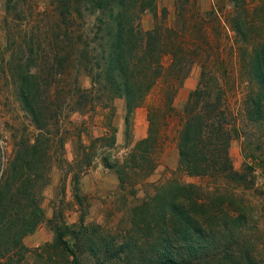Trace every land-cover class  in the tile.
Here are the masks:
<instances>
[{
  "label": "rangeland",
  "instance_id": "rangeland-1",
  "mask_svg": "<svg viewBox=\"0 0 264 264\" xmlns=\"http://www.w3.org/2000/svg\"><path fill=\"white\" fill-rule=\"evenodd\" d=\"M156 4V18L150 12L142 13L140 27L149 30L155 21L159 23L162 40L183 48L186 74L178 84L183 74L166 69L171 56L165 50L160 56L163 74L125 125L123 98L95 103L82 113L65 106L68 100L62 103L63 89L73 75L83 87L91 86L90 78L76 72L70 59L76 30L89 29L93 17L81 7V18L71 3L70 19L63 20L57 0H0V177L10 170L20 141L30 145L37 137L44 141L40 162L34 163L42 174L34 192H40L44 219L23 237V252L12 244L6 246L15 232L6 225L0 264L10 259V264H72L57 241L55 227L76 250L79 264H144L143 254L160 240L162 228H168L159 219V198L180 184L195 185L199 201L209 208L218 204L231 217L244 214L234 235L249 239L250 254L256 264H264V98L249 67L254 49L264 41V0H243L237 12H231L233 0H157ZM237 19L247 21L244 35L235 31ZM167 27L172 29L170 39ZM65 33L70 40H65ZM66 54L70 58L64 62ZM30 82L38 105L45 106L42 131L21 98V87L30 89ZM198 86H204L210 98L220 97L231 132L230 163L243 176L240 180L217 174L189 175L178 162L183 107ZM252 98L261 99V119L249 113ZM149 118L156 141L148 153L151 162L141 161L138 167L126 169L120 183L115 166L147 135ZM105 160L115 166L106 167ZM24 204L11 207L9 216L21 221ZM217 228L219 234L227 235L222 226Z\"/></svg>",
  "mask_w": 264,
  "mask_h": 264
},
{
  "label": "trees",
  "instance_id": "trees-1",
  "mask_svg": "<svg viewBox=\"0 0 264 264\" xmlns=\"http://www.w3.org/2000/svg\"><path fill=\"white\" fill-rule=\"evenodd\" d=\"M57 1L62 5L63 20L70 19L71 3L76 4L74 11L78 12L81 18H83L81 7L86 10L87 15L93 17L91 27L85 29L81 26L76 30L75 40L72 41L75 50L74 57L70 59L71 64L76 72L81 71L90 78L91 86L83 87L77 76L73 75L70 85L67 87L65 84L67 89L62 87L63 91H66L64 97L62 96V103L68 100L65 106L71 111L82 113L92 108L95 103L102 104L114 98H123L126 109L124 122L127 125L133 109L143 102L155 80L163 74L164 67L160 63V56L165 50L171 56L166 69L182 73L178 84L182 83V78L186 74L183 48L179 44H169L167 40H162V28L156 21L149 30L140 27L139 18L142 13L150 12L156 18L157 0ZM233 1L235 5L231 12L243 8V0ZM246 23V20L237 19L233 25L235 31L244 35L243 28L246 27ZM166 31L167 39H170L172 29L167 27ZM64 37L65 40H70L68 33H65ZM69 58V54H66L62 61L67 62ZM249 67L252 77L259 83L263 99L264 41L254 49ZM30 84V89L26 85L21 87V98L31 113L37 129L42 131L45 124L41 117L45 106L38 105L34 84L33 82ZM94 92L100 94L95 96ZM105 96L106 101H103L102 98ZM210 97L211 94L204 86H198L188 95L183 107L184 120L178 133V162L189 175L217 174L240 180L243 176L238 174L230 163L228 147L231 132L226 127V113L221 107L220 97L216 96L215 99ZM260 100L250 99L249 113L252 118H262ZM149 124L147 135L136 143L127 159L116 166L105 160L106 167L115 166L120 183L124 181L126 169L138 167L141 161L151 162L148 153L156 142L151 132V118ZM42 142L43 139L38 137L32 145L24 140L20 141L19 149L11 161V166L9 165L10 170L5 176L3 172L0 177V242L2 244L5 242L2 238L7 232L6 225L9 229L12 227L15 232L10 235L6 246L12 244L19 252L26 249L22 243L23 237L33 233L44 219V212L39 204L40 192H34L36 183L42 178V174L35 170L34 165L40 162L39 148ZM59 145L63 146V138H60ZM14 174L17 175L15 178ZM46 182L45 180L44 184ZM199 197L200 191L195 185L180 184L159 198V219L167 223L168 228H162L160 240L150 245L149 253L143 254V263L256 264V258L249 251L250 240L240 239L234 235L235 228L236 231L239 230L245 219L244 214L239 213L231 217L221 205L209 208L206 203L199 201ZM19 202L27 204L26 207L25 204L22 205L24 213L20 215H24L21 221H18L19 217L13 219V216H9L10 210L12 211ZM218 226H222L223 230L228 232L227 235L219 234ZM54 229L58 243L69 253L71 263L79 264L76 250L69 245L64 233L59 227ZM126 246L129 247L131 244ZM133 246H136V243ZM10 260L12 262V259Z\"/></svg>",
  "mask_w": 264,
  "mask_h": 264
}]
</instances>
